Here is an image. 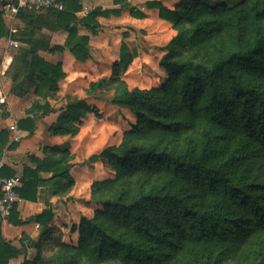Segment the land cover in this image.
<instances>
[{
  "label": "trees",
  "instance_id": "16d2710c",
  "mask_svg": "<svg viewBox=\"0 0 264 264\" xmlns=\"http://www.w3.org/2000/svg\"><path fill=\"white\" fill-rule=\"evenodd\" d=\"M63 1L65 9L55 12L69 35L55 48L73 49L79 7L66 8ZM146 5L157 7L176 31L159 47L158 64L167 76L151 87H129L123 76L135 53L122 42L111 74L89 83L87 94L111 92L110 103L127 108L135 120L124 117L120 141L93 155L113 176L91 182L93 214L70 227L77 230V244L62 241L61 228L47 226L51 211L43 210L36 218L45 228L28 242L36 249L30 259L26 246L5 241L0 228V264L23 253L16 264H225L241 258L253 242L248 260L264 256V0L231 7L208 0H178L172 9L160 0ZM118 12L95 8L80 22L94 31L97 15ZM3 19L0 14V38L7 31ZM79 39L87 44V36ZM25 63L26 78L42 73L53 95L62 75L57 66L37 56ZM92 109L85 99L69 103L55 131L75 133L72 122ZM63 160L51 157L50 180L66 179L67 189L73 178ZM38 182L33 170L22 176L17 193L35 199ZM15 206L9 218L19 224Z\"/></svg>",
  "mask_w": 264,
  "mask_h": 264
},
{
  "label": "crops",
  "instance_id": "0c3cea01",
  "mask_svg": "<svg viewBox=\"0 0 264 264\" xmlns=\"http://www.w3.org/2000/svg\"><path fill=\"white\" fill-rule=\"evenodd\" d=\"M65 1L66 8L68 5L73 9L79 7L78 10H74L77 21L72 23L77 30L73 49L71 46H63L62 49L55 48L56 45H64L69 35L68 30L59 25L55 9L25 10L21 11L13 21L3 19L7 31L5 36L0 38V41H4V48L9 53L8 61L16 63L15 71L8 72L9 75L7 79L5 78L4 85L0 79V88L7 98V104L0 105V159L4 163L1 173L6 176H19L21 183L18 187L22 185V176L26 177L33 170L39 179L35 199H25L17 193L15 217L21 223L14 224L9 217H0V228L5 241H9L20 249L26 246L25 254L29 259L35 255L36 249L29 246L28 242L37 240L45 228V225L37 220L36 215L43 210H50L52 214L47 226H56L65 232V223H68L72 217L71 212L74 209L72 206H75L74 198L81 197L80 189L76 190L77 180L85 184L88 181L90 185L93 180L102 179V176L98 175L100 172L98 160L86 163L89 154H98L104 147L103 144L96 147L97 143L92 144L90 137V139L83 137L88 133L90 136L93 131L98 130L97 119L93 121L94 128L91 132L87 127L93 119L94 110L86 112L72 122L76 129L75 133L55 131L53 125L58 115L69 103L78 99H85L88 103L90 99L110 100L111 92L94 91L87 94L86 90L91 81L108 77L111 74L113 64L119 61L122 42L126 44L130 53H135L124 73L127 74L140 60L149 59L153 51L149 48L150 51L146 52L140 46H136L137 37L146 41L144 45L154 44L160 49L159 47L165 45L176 32L169 20L160 17L157 7L146 5V2L151 0H120L118 2L115 0H77L71 3L69 0ZM160 1L164 6L172 9L178 0ZM122 3H127V5L121 7ZM95 8H118L119 12L110 13L107 16L97 15L95 20L98 26L92 31L90 26L83 25L80 19ZM9 22L17 29L13 36L16 43L6 47ZM80 36L88 37L85 46L80 44ZM85 50L88 53L85 54ZM33 56L57 66L62 72L55 84L57 91L53 95L47 93L52 84L42 73H39L40 78L35 75L33 78H26L30 71L23 65L27 66L25 61H29ZM4 59V57L0 59V77L7 74V70L3 68ZM33 79L40 82V86L34 83ZM77 79L86 81L83 86L78 87L80 94H77L76 83H74ZM64 80H68L70 86L68 90L65 89L66 93L61 87ZM89 104L95 106L94 103ZM129 120L134 122L135 118L131 116ZM21 121L22 126L19 124ZM13 123L17 126L18 140H14V132L9 129ZM118 142L119 137L112 144ZM51 147H57L61 151L52 154L53 152L49 151ZM50 156H63V163L69 165V174L73 182L75 181V186L72 184L67 189H62L66 179L57 176L53 184L54 180H50L53 175ZM54 188L60 189L54 193ZM78 205L81 208L80 204ZM23 256L24 253L20 254L12 259L10 264H16Z\"/></svg>",
  "mask_w": 264,
  "mask_h": 264
},
{
  "label": "rangeland",
  "instance_id": "374dc122",
  "mask_svg": "<svg viewBox=\"0 0 264 264\" xmlns=\"http://www.w3.org/2000/svg\"><path fill=\"white\" fill-rule=\"evenodd\" d=\"M211 3H225L227 6L231 7L237 3H239L242 0H208ZM263 25V24H262ZM144 42V43H143ZM146 41L143 39H139L137 37V41L135 42L136 46H140L142 50H146V52L152 51L151 57L147 60H140L137 65L133 68L132 71L128 72L127 74H124V79L126 80L127 84L129 87H134L138 86L141 88H146V87H151L154 85L159 84L164 80V78L167 76L165 71L159 66L158 64V58L163 51L161 49H158L156 45L152 44H147L144 45ZM150 48V49H149ZM6 53V49L4 48V41H0V59H3L4 55ZM12 62L10 63V67L7 70V74L4 76H1V83L4 85L5 78L7 79L9 75V71L12 69ZM86 81H80L76 80V89L78 91L77 94H80L78 87L83 86ZM68 80H64L61 84V87L63 89H67L70 87L68 85ZM71 90V89H69ZM66 93V90L64 91ZM67 95V94H65ZM94 103L95 104V110L92 109L93 113V119L88 123L87 127L88 130L91 132V129L94 128L93 121L98 120V130L93 131V134L89 136L88 134H85L83 137L86 139H92L91 143L96 144V147H99V145H102L105 147L108 144L115 143L119 137V141L122 137V132L123 129L125 128V119H131V114L127 108L123 107H118L110 103L109 100L104 99L103 101L101 100H89V103ZM125 117V119H124ZM134 119V117H133ZM134 121V120H133ZM100 125V126H99ZM90 137V138H89ZM96 137V138H95ZM88 155V154H87ZM94 154H89L87 156L86 163L95 162L98 160V169H100V172L98 175L102 176L103 178H109L113 176V171L107 166V163L105 161H102L100 158H95L93 157ZM100 161V162H99ZM98 172V171H97ZM78 181V185H76L77 189H80V195L81 197H75L74 200L75 202L74 209L72 210L71 214L72 217L69 219L68 223H65V232H62L61 240L69 243L76 245L77 240H78V233L77 230L74 232L70 231V227L72 224H76L79 220V218L82 215L86 216H92L93 210H94V205L89 202L90 200V185H88V181L85 184L83 181ZM73 186H75V181L73 182ZM79 200V201H78ZM80 207L79 208V205ZM50 246L52 244H47L46 248V254H49L51 251ZM253 246H255V243L253 242L252 247L248 248L246 251L243 252L241 255V258H238V260L233 261V262H226L225 264H254L256 262H260L261 264H264V256L259 255V258L254 259L252 258L251 260H248V257L251 255L253 251ZM50 248V249H49ZM16 261V260H15ZM188 262V258L186 260ZM184 264H187L184 262Z\"/></svg>",
  "mask_w": 264,
  "mask_h": 264
},
{
  "label": "built area",
  "instance_id": "2783aa9c",
  "mask_svg": "<svg viewBox=\"0 0 264 264\" xmlns=\"http://www.w3.org/2000/svg\"><path fill=\"white\" fill-rule=\"evenodd\" d=\"M49 9L63 10L65 3L63 0H0V14L4 19L13 21L15 17L25 10L44 11ZM17 29L11 22L8 24V33L6 35V47L15 45L16 41L13 37ZM3 61V68L8 69L10 66L9 53H5ZM7 104L5 93L0 88V105ZM14 132V140H18L17 126L15 123L9 126ZM3 160L0 159V217L8 218L11 214V209L18 200L16 188L21 183L19 176H6L1 173L3 167Z\"/></svg>",
  "mask_w": 264,
  "mask_h": 264
}]
</instances>
